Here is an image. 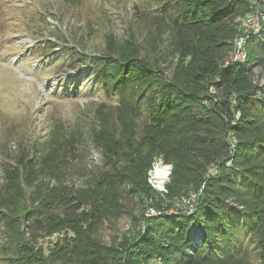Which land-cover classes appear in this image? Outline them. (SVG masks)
<instances>
[{
    "label": "trees",
    "instance_id": "16d2710c",
    "mask_svg": "<svg viewBox=\"0 0 264 264\" xmlns=\"http://www.w3.org/2000/svg\"><path fill=\"white\" fill-rule=\"evenodd\" d=\"M166 2L150 30L153 60L139 57L138 45L121 52L108 42L119 63L98 61L99 79L108 78L117 89L124 86L116 121L105 115L90 135L108 169L86 188L71 189V201L52 205L63 206L64 219L75 227L55 256L38 255L24 243L23 228L30 227V215L38 228L54 218L45 216L44 203L53 190L68 188L42 187L39 177L58 168L60 151L74 140L63 141L53 132L42 151L22 152L13 167L4 169L0 222L16 249L9 264H249L245 234L264 264V101L255 97L260 87L251 79L253 67L264 70V30L251 35L237 29L235 19L251 10L248 0ZM261 10L264 14V6ZM238 36L244 38L247 60L227 65ZM168 39L176 54L169 77L158 63ZM208 87L215 92L203 96ZM140 97L147 120L138 133ZM227 134L234 135V142L226 141ZM157 159L171 165L162 195L147 182ZM121 190L140 209L131 220L132 230L107 246L97 233L104 216H119L125 209ZM193 193L191 213L168 212ZM147 205L161 213L146 216ZM83 207L89 210L79 212ZM192 232L201 233L197 244Z\"/></svg>",
    "mask_w": 264,
    "mask_h": 264
},
{
    "label": "rangeland",
    "instance_id": "374dc122",
    "mask_svg": "<svg viewBox=\"0 0 264 264\" xmlns=\"http://www.w3.org/2000/svg\"><path fill=\"white\" fill-rule=\"evenodd\" d=\"M248 1L250 11H262L264 0ZM166 3V0H0V200L5 195L4 169L13 167L22 152L30 156L33 150L42 151L53 132L63 141L74 140L71 147L60 151L58 168L39 177L42 187L68 188L62 192L53 190L44 203L45 216L54 218L38 228L30 215L26 222L30 227L23 228L24 243L31 245L38 255L55 256L73 236L74 223L67 224L63 206L52 205H64L60 199L71 201V189L86 188L95 175L108 169L90 135L105 115L116 121L124 86L117 89L108 78L99 79V59L119 63V54L110 50L111 43L114 50L121 52L138 45L139 57L153 60L150 30ZM244 18L235 19L241 33H245ZM257 24L260 26L255 33L263 32L259 19ZM109 36L112 39L108 41ZM235 39L225 59L227 65L247 60L246 54L235 55ZM129 41L133 44L126 43ZM257 44L262 45V41ZM173 48L169 39L163 42L165 53L158 62L167 77L176 60ZM124 66L129 68V63ZM251 79L260 87L255 97L264 101V70L253 67ZM214 92L213 87H208L203 96ZM146 120L147 111L140 97L135 109L138 133ZM115 126L118 128L117 122ZM233 140L234 135H226L227 142ZM120 194L125 209L119 216H104L98 229V239L107 246L115 245L122 232L132 230L131 220L140 209L125 191ZM88 210L83 207L79 212ZM37 219L43 220V215ZM200 234L192 232L195 244ZM249 237L244 236L249 264H259L258 249ZM11 239L0 222V264H9L7 259L15 258Z\"/></svg>",
    "mask_w": 264,
    "mask_h": 264
},
{
    "label": "built area",
    "instance_id": "2783aa9c",
    "mask_svg": "<svg viewBox=\"0 0 264 264\" xmlns=\"http://www.w3.org/2000/svg\"><path fill=\"white\" fill-rule=\"evenodd\" d=\"M258 19L262 25V21L264 20V14L262 11L252 10V11H249L245 15L244 24H243L245 33H250V32L255 33L258 31L259 26H260V24L259 25L257 24ZM243 45H244V38L241 36L236 37L235 45H234L235 55L236 54L238 56L245 55ZM230 62H232V58L230 59ZM156 167H160L163 171L167 172L166 181H163V179L157 176L156 170H155ZM170 172H171V165L165 164L160 159H157L152 163L151 168L147 172V182L158 194L162 195L163 193L166 192L165 186L169 180ZM196 197H197V194L193 193V194H190L188 197L182 198V200H180V202L176 204L174 208L169 209V213H176L175 210L176 208H179V207H185L184 209L187 212L191 213L193 211L194 202L196 200ZM160 213H161V209H156L152 205H147L146 212H145L146 216H156V215H159Z\"/></svg>",
    "mask_w": 264,
    "mask_h": 264
},
{
    "label": "bare ground",
    "instance_id": "6f19581e",
    "mask_svg": "<svg viewBox=\"0 0 264 264\" xmlns=\"http://www.w3.org/2000/svg\"><path fill=\"white\" fill-rule=\"evenodd\" d=\"M156 174L158 177H160L161 179H163V181H166L167 179V172L163 171L160 167H156Z\"/></svg>",
    "mask_w": 264,
    "mask_h": 264
},
{
    "label": "water",
    "instance_id": "95a60500",
    "mask_svg": "<svg viewBox=\"0 0 264 264\" xmlns=\"http://www.w3.org/2000/svg\"><path fill=\"white\" fill-rule=\"evenodd\" d=\"M185 207H179V208H176V213H178V211L177 210H179V209H181L183 212H185V213H189V212H187L185 209H184ZM169 212V211H168Z\"/></svg>",
    "mask_w": 264,
    "mask_h": 264
}]
</instances>
